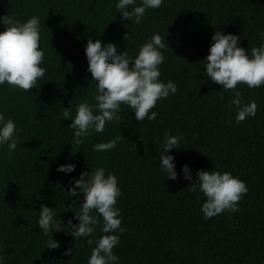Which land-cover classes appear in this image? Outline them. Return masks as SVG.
<instances>
[{
    "label": "trees",
    "instance_id": "trees-1",
    "mask_svg": "<svg viewBox=\"0 0 264 264\" xmlns=\"http://www.w3.org/2000/svg\"><path fill=\"white\" fill-rule=\"evenodd\" d=\"M117 0H0V16L23 22L39 17L41 66L45 75L28 91L0 86V113L21 130L8 154L0 146V256L4 264H87L94 245L88 237L69 234L67 221L83 200L67 195L70 181L81 172L103 167L118 178L117 200L122 218L118 264H264V86L238 84L242 102L255 101L256 114L240 123L229 104L233 93L203 75V59L216 30L241 37L240 46H258L264 30V0H165L149 9L139 25L121 19ZM139 3V0H137ZM5 26L0 24V31ZM133 33V39L124 38ZM153 33L166 39L160 79L172 80L177 92L157 101V117L137 121L121 106L119 122L106 123L103 133L73 142L72 118L82 102L95 104L96 82L87 71L89 38L114 42L118 51L135 57ZM67 109H65V108ZM168 130L183 139L170 150L177 178L165 179L159 169V145ZM120 137L114 149L93 151V145ZM74 163L73 172L57 171ZM189 165L192 180L184 178ZM228 171L243 180L248 192L239 211L203 219L206 199L190 190L197 170ZM55 208L65 230L53 233L59 247L48 249L37 225L41 205ZM95 214V213H93ZM102 235L100 225L93 236ZM73 249V255L65 250Z\"/></svg>",
    "mask_w": 264,
    "mask_h": 264
},
{
    "label": "clouds",
    "instance_id": "clouds-1",
    "mask_svg": "<svg viewBox=\"0 0 264 264\" xmlns=\"http://www.w3.org/2000/svg\"><path fill=\"white\" fill-rule=\"evenodd\" d=\"M165 0H117L115 8L121 12V19H128L131 24L139 25L149 9H158ZM0 24L5 26L0 31V86L7 84L11 88L23 91L36 87L38 80L45 75L41 66L44 52L40 47L41 25L39 17L32 16L21 22L14 16H0ZM260 43L251 48L250 54L240 46L241 37L237 34L220 30L214 31L207 56L203 59V75L224 90L233 93L229 104L236 111L235 122L240 123L256 114L255 101L242 102L238 84H246L248 88L264 86V30L258 33ZM128 41L133 39V33H125ZM168 46L166 39L159 33L140 46L135 57L128 55V50L118 51L114 42L104 43L100 39L89 38L85 46L88 61L87 71L91 73V81L96 82L94 95L95 104L82 102L77 105L75 115L69 111L63 112V119L72 118L68 126L73 129V142L81 145L84 138L93 133H103L106 123L119 122L118 113L121 106L134 111L137 121H153L157 112L152 111L157 101L163 100L177 92V85L168 80L160 79V65L165 57L162 49ZM65 108V107H64ZM67 109V108H65ZM20 129L11 118H5L0 113V146L7 144L8 154L11 155L17 147ZM120 137L106 142L94 144L93 151H109L116 147ZM183 139L180 135H172L165 130L159 145V169L165 174V179L175 180L177 170L175 158L170 150L175 148ZM74 163L60 164L57 171L65 174L75 170ZM185 179L191 181L189 165L181 167ZM67 195L77 197L83 194V200L74 212V218L67 221L68 231L63 220L57 218L55 208L41 205L37 225L44 236L51 238L45 242V247L55 249L59 241L53 238V233L65 230L78 240L88 237L87 243L94 245L88 257L87 264H118L119 257L113 249L119 244V233L122 218L117 200L122 195L118 178L103 167L81 172L78 179L70 181ZM190 190L199 191L206 198L201 204L203 219L208 220L222 212H238L239 201L248 192L246 183L228 171L198 169L195 183L190 184ZM95 213V214H93ZM100 225L102 235L93 236L97 225ZM65 255L72 254L73 249L65 250ZM0 264H4L0 256Z\"/></svg>",
    "mask_w": 264,
    "mask_h": 264
}]
</instances>
